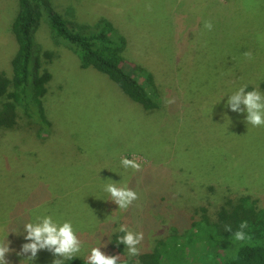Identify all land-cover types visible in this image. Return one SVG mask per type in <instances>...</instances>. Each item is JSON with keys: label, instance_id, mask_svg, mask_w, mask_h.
Here are the masks:
<instances>
[{"label": "rangeland", "instance_id": "1", "mask_svg": "<svg viewBox=\"0 0 264 264\" xmlns=\"http://www.w3.org/2000/svg\"><path fill=\"white\" fill-rule=\"evenodd\" d=\"M51 7L71 23L110 19L127 39V64L152 71L161 102L145 110L106 75L81 68L42 20L35 51L53 75L42 100L50 124L32 113L29 129L23 122L0 136V240L10 242L9 264L59 258L47 249L33 261L17 255L29 242L24 225L45 215L72 221L84 258L100 244L107 253L124 224L143 233L140 251L164 240L166 264H200L205 253L223 264L222 249L213 256L215 243L199 246L205 236L191 223L201 207L214 220L226 196L250 194L264 206V126L227 106L244 84L264 93V0H51ZM17 8V0H0V71L9 77ZM123 157L140 170L124 168ZM111 180L137 192L126 210L104 191ZM189 242L196 246L184 249Z\"/></svg>", "mask_w": 264, "mask_h": 264}, {"label": "trees", "instance_id": "2", "mask_svg": "<svg viewBox=\"0 0 264 264\" xmlns=\"http://www.w3.org/2000/svg\"><path fill=\"white\" fill-rule=\"evenodd\" d=\"M17 5L11 23L17 44L10 61L12 73L9 77L5 71H0V136H4L3 133L9 129H18L23 122L29 129L30 122L26 117L29 118L32 113H36V119L50 124L42 100L53 75L49 68H41L35 51V33L42 20H46L53 41L72 51L78 57L81 68L92 67L106 75L145 110L159 107L161 99L154 74L143 65L127 64L124 56L127 39L110 19L101 17L93 24L71 23L53 10L51 0H17ZM44 55L51 60V52H44ZM193 215L198 221L191 223L192 228L196 227L206 239L199 246L215 243L213 256L217 255L216 250L222 249L223 264H264V206H259L255 197L250 194L234 198L226 196L214 220L210 219L204 207ZM242 220L249 223L245 231L251 239L236 241L233 233ZM225 225H231L232 231H225ZM123 235L119 229L112 234L107 254L120 255L121 260H126L128 264H166L169 254L166 253L168 249L164 240H159L151 249L140 251L138 256L127 258L125 245L117 243V238ZM193 246L196 245L189 242L184 249ZM206 246H203V251L210 250ZM207 256L206 253L203 258L200 256V264H215L213 257L210 261L204 258ZM64 264H86V258L77 256L65 260Z\"/></svg>", "mask_w": 264, "mask_h": 264}, {"label": "clouds", "instance_id": "3", "mask_svg": "<svg viewBox=\"0 0 264 264\" xmlns=\"http://www.w3.org/2000/svg\"><path fill=\"white\" fill-rule=\"evenodd\" d=\"M150 8V5L148 6ZM204 27L211 30L213 25L211 21H205ZM244 56L251 59V51L245 52ZM248 85L240 86L231 95H228L227 106L233 112H246L245 121L253 127L264 126V93L258 87L247 90ZM166 104L174 103V99H167ZM243 105L244 107H241ZM121 165L124 168L140 170L141 164L134 159L127 157L121 158ZM104 191L110 194L111 200L118 205L119 209H127L138 194L127 184H120L118 181L111 180L105 185ZM249 228L247 220L239 223L238 230L233 233L236 241H245L251 239V236L245 231ZM26 232L25 239L29 242L24 243L17 255H27V260L33 261L39 250L47 249L55 257L52 264H64L65 260H72L77 257L82 247V242L77 235L71 220H65L62 223L53 219L51 215L38 216L34 221L24 225ZM119 231L124 233L117 238V243H123L127 248L128 256H138L140 250L138 245L143 240L142 232H135L127 225L121 224ZM225 231L231 232V225H225ZM7 239L0 240V264H9L6 254L13 251L9 247ZM102 245L92 247L90 254L86 258V264H128L126 260H121L120 255H109L101 251Z\"/></svg>", "mask_w": 264, "mask_h": 264}]
</instances>
